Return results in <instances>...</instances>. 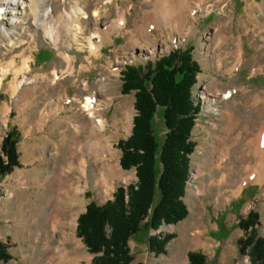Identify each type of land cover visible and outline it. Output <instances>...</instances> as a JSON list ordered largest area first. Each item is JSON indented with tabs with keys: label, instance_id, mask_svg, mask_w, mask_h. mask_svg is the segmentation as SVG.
Wrapping results in <instances>:
<instances>
[{
	"label": "rangeland",
	"instance_id": "obj_1",
	"mask_svg": "<svg viewBox=\"0 0 264 264\" xmlns=\"http://www.w3.org/2000/svg\"><path fill=\"white\" fill-rule=\"evenodd\" d=\"M3 1L0 0V3ZM25 3H28L27 0ZM38 5L34 10L27 5L26 16L22 18V32L17 36L19 43L8 46L0 37V147L7 132L13 128L17 131L14 126L11 127L12 124L24 125V128H19L16 146L19 165L0 179V242L9 244L7 252L10 255L6 261L0 259V264H92L96 254H91L76 235L78 217L84 213L87 204L94 202L102 206L112 200L118 187H126L137 180L134 169L126 171L119 164L121 152L117 144L130 136L136 114L134 92H121L122 74L126 67L154 64L177 49H190L192 60L200 69L191 95L192 105L200 107L191 133L194 150L188 156L189 174L184 196L196 201L201 195V183L206 184L208 176L199 174L200 170L209 172L214 167L213 175L223 182L226 180V176L222 175L225 170L228 181L232 183L240 176L241 185L253 188L245 192L249 202L246 211L254 209L258 214L255 231L257 237L264 236V200L261 202L264 196V0H48L45 5ZM45 8H49L45 21L50 24V30L45 27L46 23H42L43 18H38ZM78 8L83 14L76 20L75 11ZM95 12L101 15L99 28L100 33L105 35L91 54L88 37L89 29L93 28L96 20ZM180 14L187 22L183 26L184 38L174 45L167 40L162 49L157 48L154 56H147L146 50L133 47L138 39L137 27L144 21L159 23L168 15L178 17ZM76 25L79 26L77 39L73 30ZM173 30H166V37L160 36V39L166 40ZM32 38H35V44ZM34 45L55 47L56 53L69 65L67 72L71 68L66 57L70 60L75 57L76 64L88 65L91 72L69 75L53 71L52 78L48 75L51 78L49 81L43 79L34 89H23L16 94L21 84L34 81L26 80L25 73L18 74L17 69L23 60L19 59V54L27 47L35 50ZM27 55L25 59H28ZM89 56L94 58L92 63ZM130 57L135 60L131 61ZM103 78L108 80L104 94L100 92L99 85V80ZM85 82L88 92L83 90ZM8 88L14 91L10 93ZM92 92L97 93L94 99L99 105L95 116L101 117L107 124L105 136L114 133L112 145L114 163H118L119 167L118 175L108 183V189L95 188L91 184L81 196V208L73 213L68 209L60 210L57 218L63 223L52 230L49 227L51 221L47 223L46 220L53 210L48 203L53 191L47 178L57 175L65 164L70 146L67 141L73 135L74 126L87 123L89 117L82 106L84 97ZM23 105L30 108H23ZM46 111L51 114L41 128L39 114ZM57 117L63 118L59 126ZM115 121L116 131L112 125ZM128 123L131 126L125 130ZM30 126L33 133L27 136L24 130ZM85 134L82 133L80 139L83 140ZM222 137H226L225 142L217 148ZM252 138L255 141L249 143L250 147L246 141ZM234 139L240 141L233 146L235 151L229 162L224 157L225 144L229 146L230 140ZM250 148L253 151L248 152ZM85 159L92 170L88 175L93 179L98 165L87 155ZM76 174L72 177L75 178ZM253 174H258L260 180L247 182ZM215 183L222 185L217 181ZM255 190L258 198L250 200ZM201 193L204 191L201 190ZM252 205L255 207L250 208ZM71 214H74L75 223L70 221ZM189 218L186 216L172 225L164 224L156 232L141 229L128 243L133 257L130 264H167L166 251L156 256L148 250L147 236L160 230L185 232ZM247 253L243 255V261L246 258L249 261Z\"/></svg>",
	"mask_w": 264,
	"mask_h": 264
},
{
	"label": "trees",
	"instance_id": "obj_2",
	"mask_svg": "<svg viewBox=\"0 0 264 264\" xmlns=\"http://www.w3.org/2000/svg\"><path fill=\"white\" fill-rule=\"evenodd\" d=\"M146 67V68H145ZM145 67H126L121 92H134L132 129L118 142L119 164L135 170L136 182L118 187L102 206L91 202L77 219L76 235L91 254L92 264H130L129 241L141 229L156 232L162 225L182 221L188 214L183 202L189 174L188 156L194 150L191 133L199 105H192V88L200 69L191 50H172ZM146 69V72H144ZM162 136V139H161ZM18 133L11 129L0 147V179L19 165ZM245 238L239 253L247 251L248 264H264V239L257 237L258 214L249 211L238 223ZM170 234L147 236V247L156 256L165 253ZM8 243L0 242V259L10 258ZM188 264H206L201 253L189 252Z\"/></svg>",
	"mask_w": 264,
	"mask_h": 264
},
{
	"label": "bare ground",
	"instance_id": "obj_3",
	"mask_svg": "<svg viewBox=\"0 0 264 264\" xmlns=\"http://www.w3.org/2000/svg\"><path fill=\"white\" fill-rule=\"evenodd\" d=\"M47 1L48 0H37V1L27 0L28 2L27 4L25 3L26 0H4L3 2H1L0 5L3 4L2 9L4 10L3 11L0 10V19H1L0 20V37L3 40L4 44L8 46H11V45L14 46L15 44L19 43L17 36L19 35L18 33L21 32L20 30H22L21 25L24 23L22 22V18L26 16L25 15L26 9H23V6L28 5L32 10H34L37 6H39L38 4L45 5ZM22 9H23V12L21 11ZM48 12H49V8H45L43 14H40V13L38 14L39 15L38 18L42 17L43 18V20H41L42 23L43 22L46 23L45 27H47L50 30L51 28L50 24L45 21ZM81 14H83L82 10H80V8L76 9L75 19L77 20ZM94 15L95 16L97 15L96 20H95V23L93 24L94 25L93 28L89 29L90 33L88 37V43H89L88 46H89V49L91 50V54H94V51L96 50V45L99 46L102 43V40L105 35L103 32L100 33L99 27L101 25V22H100L101 15L99 14V12H95ZM36 22H37V19H36ZM185 24H187V22L183 17H181V14L178 17L168 15L159 23L158 22L150 23V22L144 21V23H142L141 25L137 27L136 35L138 39L136 40L135 44H133V47H138L140 49L146 50L145 52L147 56H154V54L157 52V48L162 49L163 47L162 45L166 43L167 40L169 41L168 43H170L171 45H174L176 41H179L180 39L184 38L185 34L183 33V26ZM38 25L41 26L40 23ZM172 25H175V27H172ZM114 27L115 26H112V28ZM56 29L59 30V28H56ZM78 29H79V26L77 25L73 29L76 32L75 33L76 39H77ZM171 29L172 30L174 29L172 35L171 34L167 35L166 40L160 39V36L166 37V34H165L166 30L170 32ZM56 35H57V31H56ZM47 38L52 40V38H50L49 36ZM142 39H146V40H144L143 42ZM93 40H97L96 43H92ZM129 59H131V61L135 60L134 57H130ZM66 60L69 62L70 65H72L71 60L68 57H66ZM24 67L26 71L28 66L25 65ZM56 77L57 76H55V78ZM99 81H100L99 85L101 86L100 92L104 94L106 93L104 89H105L106 84H108V80L103 78ZM86 85H87V82H85L83 90L85 89L88 92L89 89L87 90ZM96 95L97 93L92 92L89 95H86L84 97V103H83L82 108L84 109V112H86L89 117L87 120V123H85V125L80 124L78 126H74L73 135L72 137H70L71 139L67 141L70 146L67 151L65 164L62 166V169L58 172L57 175L49 179L47 178V181L49 182V185L53 191V194L49 198L48 203L49 205H51L53 210L51 212L52 215L49 214L46 217V220H47V223L49 222V220L51 221L49 224V227L52 230L57 229L58 228L57 225L59 223H63L62 219L57 218L60 210L68 209V210H71L70 211L71 213H73V211H76L79 208H81L82 206L81 196L90 187L91 184L95 188L105 187L106 189H108L107 188L109 187L108 183L112 181V179H115L118 175L119 167H118V163H114L115 153L113 154V145H112V142H113L112 135L114 133L111 132L110 133L111 135L109 137L105 136V133L107 132V129H106L107 124L102 120L101 117L95 116L96 115L95 113L97 111V106H99L97 99H94L95 98L94 96ZM228 96L229 94L226 95L225 98H227ZM67 98L63 100H67ZM62 120H63L62 117L58 118L57 126H59ZM112 125H113L114 130L116 131V128H117L116 121L113 122ZM130 126H131L130 123H128L127 126L124 127V129L127 130L130 128ZM82 133H86L85 138L83 140L80 139ZM225 139L226 137L220 138V144L217 146V148L221 147V143L225 142ZM86 155L89 156L91 159H94L95 163L98 165V168H96L97 170L95 169L93 179H91L88 175V172L91 173L92 170L86 163V159H85ZM211 157H214V155ZM75 172L78 173L75 175L76 179L72 177V175H74ZM48 176L49 175H47V177ZM259 178L260 177L258 174H253L247 178V182H250V183L257 182L260 180ZM73 215L71 216L70 221L72 223H75L76 219H74ZM63 257L64 255H62V259H64ZM53 258L54 256L51 257V260H50L51 262Z\"/></svg>",
	"mask_w": 264,
	"mask_h": 264
},
{
	"label": "crops",
	"instance_id": "obj_4",
	"mask_svg": "<svg viewBox=\"0 0 264 264\" xmlns=\"http://www.w3.org/2000/svg\"><path fill=\"white\" fill-rule=\"evenodd\" d=\"M31 41L35 44V38H32ZM33 48H35V50L27 47L26 50L23 49L19 54V59L23 60L21 64L17 66V69L19 70L18 74L25 73L26 80L32 79L34 81L31 84H28V82L21 84L20 87L17 88L16 94L23 89L24 91L26 89H34V87L39 85L38 82L43 81V79L49 81L52 78L53 71H56V74H64L65 72L69 75L84 74L88 71L91 72L88 65L86 67L83 63L76 64L75 57L71 60V71L67 72L66 69L69 66L68 63L65 62L61 55L56 53L55 47H51V45H45L42 47H36L34 45ZM26 53L28 54V59L24 58ZM99 56L100 54L95 59L89 56L91 63L92 59L96 60ZM24 60L26 62H23ZM25 64H28L27 72H25V70L23 71ZM37 72L41 74H37ZM48 75H50L51 78H48ZM27 85H31L32 87ZM8 91L11 93L14 90L8 88ZM22 97H24V95ZM25 106L30 108L29 105H23V108ZM3 110H5V108ZM10 111L11 110L9 109V112ZM50 114L49 111L39 114V119L42 121L41 128L45 126L44 122L47 121ZM12 126L16 128L18 131L17 133L20 136L19 128H24V125L20 127L18 124H12L11 127ZM30 128L31 126L24 130L27 136H31L33 133ZM239 141V139H234L230 140L229 146L225 144L226 148L224 149V157L227 161L230 160L229 158L232 157L234 153L233 151H235L233 146L238 144ZM254 141L253 138L249 139L246 141V145L250 146L249 143L253 144ZM247 151L251 152L253 150L248 149ZM229 166L230 165H227L226 167ZM199 172V174H206L208 176L207 183H201V189L199 191L201 195L197 197L196 201L190 200L185 196L183 198L188 209L187 216L190 217L188 219L189 224L185 225L188 232H182L176 229H171L165 232L160 230L157 232L173 236L165 247V255L166 257L168 256L167 264H188L189 252L201 253L205 258L206 264H244V256L239 253L238 246V242L244 236V231L238 226V223L246 218V215L250 210L248 209V211H246L247 206H249L245 194L248 187L247 185H241L242 182L240 181L242 178L240 176H237V181L235 183L228 181V173L226 170L222 173L223 176H226L224 182L222 179L217 180L216 175H213L215 172L214 167H212L209 172L201 170ZM215 181L222 185L216 184ZM218 186H220L219 189ZM244 187H246V189ZM250 189L253 188H249L248 190ZM201 190H203L204 193H201ZM256 191L257 190L253 192L251 195L253 197H251L250 200L258 198ZM263 200L264 196L261 197V202H263ZM252 207L255 206L252 205L250 208ZM251 210L255 211L254 209ZM260 237L264 239V236L260 235Z\"/></svg>",
	"mask_w": 264,
	"mask_h": 264
},
{
	"label": "built area",
	"instance_id": "obj_5",
	"mask_svg": "<svg viewBox=\"0 0 264 264\" xmlns=\"http://www.w3.org/2000/svg\"><path fill=\"white\" fill-rule=\"evenodd\" d=\"M0 7H1V10L3 11V10H4V9H2L3 4H1ZM21 7H22V6H21ZM26 7H27V6L24 5V6H23V9H26ZM23 9L21 10L22 12H23ZM25 11H26V10H25ZM21 32H22V30H21ZM246 262H247V260H246Z\"/></svg>",
	"mask_w": 264,
	"mask_h": 264
}]
</instances>
